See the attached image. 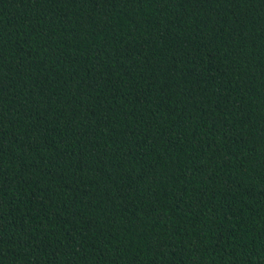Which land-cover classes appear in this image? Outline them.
Instances as JSON below:
<instances>
[{"label":"trees","instance_id":"1","mask_svg":"<svg viewBox=\"0 0 264 264\" xmlns=\"http://www.w3.org/2000/svg\"><path fill=\"white\" fill-rule=\"evenodd\" d=\"M0 264H264V0H0Z\"/></svg>","mask_w":264,"mask_h":264}]
</instances>
